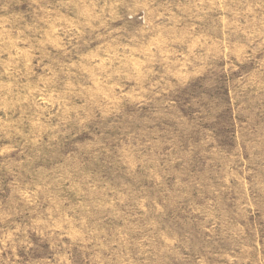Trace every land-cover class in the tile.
<instances>
[{
    "label": "rangeland",
    "instance_id": "rangeland-1",
    "mask_svg": "<svg viewBox=\"0 0 264 264\" xmlns=\"http://www.w3.org/2000/svg\"><path fill=\"white\" fill-rule=\"evenodd\" d=\"M0 264H264V0H0Z\"/></svg>",
    "mask_w": 264,
    "mask_h": 264
}]
</instances>
